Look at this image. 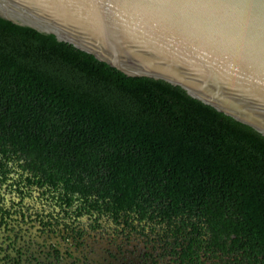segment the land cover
<instances>
[{
	"label": "trees",
	"instance_id": "obj_1",
	"mask_svg": "<svg viewBox=\"0 0 264 264\" xmlns=\"http://www.w3.org/2000/svg\"><path fill=\"white\" fill-rule=\"evenodd\" d=\"M10 162L116 218L139 215L199 263L264 264L261 133L0 16V166Z\"/></svg>",
	"mask_w": 264,
	"mask_h": 264
},
{
	"label": "water",
	"instance_id": "obj_2",
	"mask_svg": "<svg viewBox=\"0 0 264 264\" xmlns=\"http://www.w3.org/2000/svg\"><path fill=\"white\" fill-rule=\"evenodd\" d=\"M0 16L264 136V0H0Z\"/></svg>",
	"mask_w": 264,
	"mask_h": 264
},
{
	"label": "flooded vegetation",
	"instance_id": "obj_3",
	"mask_svg": "<svg viewBox=\"0 0 264 264\" xmlns=\"http://www.w3.org/2000/svg\"><path fill=\"white\" fill-rule=\"evenodd\" d=\"M123 215V214H122ZM114 217L78 193L0 166V264H203L147 220ZM209 264V263H207Z\"/></svg>",
	"mask_w": 264,
	"mask_h": 264
}]
</instances>
